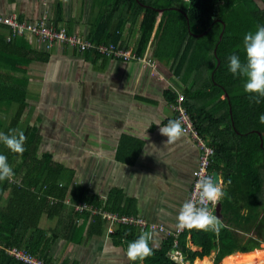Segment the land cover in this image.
<instances>
[{
    "label": "trees",
    "instance_id": "1",
    "mask_svg": "<svg viewBox=\"0 0 264 264\" xmlns=\"http://www.w3.org/2000/svg\"><path fill=\"white\" fill-rule=\"evenodd\" d=\"M122 1H117L107 20H99L90 42L118 43L125 28L113 19L139 23V55L143 57L153 48L154 58L169 65L178 78L183 106L214 151L210 171L220 173L225 193L219 201V233L187 228L177 238L170 235L160 248H152L144 264H178L170 259L175 240L186 264L208 258L213 252H217L214 264H221L235 253L264 249V125L259 123L264 98L257 103L258 97L244 92V78L228 68L231 55L244 60L245 34L264 26V1L261 6L256 0H189L182 7L184 0H127L126 20L117 12ZM61 17L60 12L56 21ZM7 37L6 29L0 26V132L21 130L27 140L22 156L0 143V154L8 157L14 171L11 181H0V264H21L7 249L17 247L46 259L45 245L59 238L54 231L50 239L40 229L43 216L52 219L69 214L66 221L71 225L91 218L98 226V216L92 217L89 211L79 213L75 205L86 203L127 216L135 215V209L128 204L131 200L122 205L124 197L118 189L100 201L86 186L74 185L75 170L56 161L49 151L40 153L43 137L39 126L26 116L34 107L29 101V85L33 72L46 70L52 51L33 48L27 34L11 41ZM74 52L92 63L111 60L96 52ZM167 98L175 104L178 95L169 93ZM123 158L116 155L119 162H124ZM141 233L135 226L120 225L113 237L131 242Z\"/></svg>",
    "mask_w": 264,
    "mask_h": 264
},
{
    "label": "crops",
    "instance_id": "2",
    "mask_svg": "<svg viewBox=\"0 0 264 264\" xmlns=\"http://www.w3.org/2000/svg\"><path fill=\"white\" fill-rule=\"evenodd\" d=\"M117 1L119 0H0V17H13L20 23L29 24L47 16L54 27L65 29L69 35H77L89 40L90 33L99 24V20H107ZM188 1L184 0L181 6L186 7ZM128 4L127 0H123L120 7H117L122 19L127 14ZM60 12L62 17L56 21ZM114 21L118 26L125 28L121 39L114 44L138 53L139 23L131 24L132 21L126 23L123 20L121 22L113 19ZM0 26L6 29L7 38L11 37V28L4 24ZM27 39L31 41L33 48L44 50L41 43L32 35L27 34ZM60 47L64 48L61 54L63 59L69 55L67 49L70 48ZM74 51L73 59L77 62L83 61L79 62L81 70L92 76L90 79L99 85L98 100L92 103L94 122H97L94 126H99L100 120H107L108 124L105 125L107 127L99 133L109 134L111 127L114 133L118 131L115 142L112 143V150L106 152L113 155L111 159L113 164L108 166V168L112 167L111 172L106 166L99 165V173L97 174L95 170L92 177H88L86 184L78 180L80 177L77 173L78 169L71 168L76 171L74 185L86 186L91 195L99 196L100 201H106L112 189L120 190L124 197L122 205L131 200L128 204L135 209V215L129 217L142 218L149 224H157L165 228V233L152 232L153 241L150 246L158 249L166 237L172 235L178 227V214L182 204L189 198L193 172L199 163V150L191 136L185 134L175 143L166 144L167 137L160 134V127H164L169 120H174L173 103L169 102L167 97L169 93L178 96L183 94L179 80L174 77L169 65L154 58L153 48H150L143 57L153 58L157 63L156 70L144 67L138 62L113 59L92 63ZM53 56L54 54L51 60ZM55 57L58 59L60 55ZM82 63L86 69L83 68ZM48 66L44 72H33L32 77H45ZM88 69H91V72ZM112 113L115 116L112 118L109 116V119L107 116ZM118 115L120 120L116 118ZM101 116L106 119H101ZM30 122L38 124L39 133L42 134L40 119L33 121L30 117ZM41 136L43 140L40 153L49 151L55 156L53 149L43 147L44 136ZM118 154L124 157L125 163L116 160ZM133 154L138 155L135 160L126 158L127 155ZM123 164L125 167L122 171ZM65 166L70 168L69 164ZM221 181L223 185L222 176ZM90 206L94 211H89L91 216H98L101 220L98 226L91 218L77 220L71 225L69 220L66 221L69 214L64 215L63 218L52 219L43 216L40 229L45 231L50 239L54 237V231L59 235L54 242L45 245L46 259L43 260L54 264H133L127 256L129 242H119L113 237L120 224L109 218L114 215L117 217L127 215ZM191 248L199 251L196 247L191 246ZM216 254L217 252H213L208 258L196 259L193 264H214ZM235 254L237 255L225 257L221 264H235L236 261L234 262L233 259H243L245 260L243 264L247 263L242 254ZM136 264H144V261L138 260Z\"/></svg>",
    "mask_w": 264,
    "mask_h": 264
},
{
    "label": "rangeland",
    "instance_id": "3",
    "mask_svg": "<svg viewBox=\"0 0 264 264\" xmlns=\"http://www.w3.org/2000/svg\"><path fill=\"white\" fill-rule=\"evenodd\" d=\"M262 1L264 0H256L263 6ZM67 50L69 55L62 59L64 48L54 46L51 49L54 54L53 60L48 66L46 76L31 77L29 101L34 107L27 111L26 116L27 121H30V117L33 121L40 119L41 135L44 136L43 147L53 149L56 161L78 169L77 173L80 175L78 180L87 184L88 177H92L95 170L97 174L99 173V165L106 166L111 172L112 167L108 166L113 164L111 161L113 155L106 152L112 150V143L115 142L118 131L114 133L111 127L109 134L99 133L107 127H105L108 124L107 120H100L99 126H94L97 122H94L92 103L98 100L99 85L90 79L92 76L81 70L79 62L83 61L77 62L73 59V49ZM58 55L60 57L57 59L55 56ZM82 66L85 68L83 63ZM161 70L166 72L162 68ZM88 71L91 72V69ZM109 116L112 118L115 114L107 117ZM100 118L106 119L103 116ZM116 118L120 120L119 115ZM261 251L264 249L242 254L246 264L248 261L249 264H264V252ZM238 260L235 264H243L245 261ZM233 261L235 262V259Z\"/></svg>",
    "mask_w": 264,
    "mask_h": 264
},
{
    "label": "clouds",
    "instance_id": "4",
    "mask_svg": "<svg viewBox=\"0 0 264 264\" xmlns=\"http://www.w3.org/2000/svg\"><path fill=\"white\" fill-rule=\"evenodd\" d=\"M244 60L239 55L229 57L228 68L233 75L244 78V92L250 96L264 98V26L258 25L254 32L245 34L243 39ZM259 123L264 125V114L259 116ZM160 134L167 137L166 144H172L180 140L185 131L180 120H169L164 127H160ZM27 137L21 130H10L8 134L0 132V143L17 155L25 152ZM125 165L121 166L123 171ZM14 171L8 162V157L0 154V181H11ZM222 181L218 182L211 175H201L195 184L194 198L186 200L178 214V227L196 228L199 230H212L219 233L221 221L213 214L209 204L215 205L224 197ZM143 223V221H140ZM153 241V233L142 232L138 238L127 245V256L133 264L143 261L152 255L153 249L150 243Z\"/></svg>",
    "mask_w": 264,
    "mask_h": 264
},
{
    "label": "built area",
    "instance_id": "5",
    "mask_svg": "<svg viewBox=\"0 0 264 264\" xmlns=\"http://www.w3.org/2000/svg\"><path fill=\"white\" fill-rule=\"evenodd\" d=\"M0 24L8 26L12 30L11 37L7 38L8 41H11L15 36L30 34L41 43L42 48H44L46 51H50L54 46L58 45L73 49L79 53L87 51L96 52L99 55L113 60H120L124 62H138L141 63L144 67L151 68L152 70L157 69V63L151 57H141L137 52L126 49L121 45L96 44L77 35H69L65 29H61L58 27L56 28L51 25L47 16H44L42 19L35 23L29 24L20 23L13 17L8 18L1 16ZM183 102L184 95L179 94L176 103L172 106V109L175 112L176 119L181 121L185 134L191 136L195 140L197 149L199 150V163L198 167L193 172V181L188 198L191 199L195 196V184L199 177L201 175L213 176L214 171H210V167L212 165L211 158L214 154V151L207 145V141L199 135L198 131L195 128L193 120L183 106ZM70 202L71 199L69 198L67 203L70 204ZM217 203L214 206L209 204V207L212 209L214 215ZM74 208L75 211L79 213H82L84 211H93L92 207L86 203L75 205ZM109 218L113 222L120 225H131L138 227L141 231H145V229H149L151 232L160 233H165L166 231L163 226L157 224H149L142 218L129 216L117 217L115 215L109 216ZM140 221H143V223H140ZM185 229L187 228L181 229L177 227L172 235L177 238L181 233L184 232ZM7 253L21 264H54L45 262L43 259L37 257L36 255L17 247L7 249ZM170 259L178 264H186L183 254L179 251V245L176 240L174 242V248L170 254Z\"/></svg>",
    "mask_w": 264,
    "mask_h": 264
},
{
    "label": "water",
    "instance_id": "6",
    "mask_svg": "<svg viewBox=\"0 0 264 264\" xmlns=\"http://www.w3.org/2000/svg\"><path fill=\"white\" fill-rule=\"evenodd\" d=\"M220 38H222V36H221ZM219 64H220V63H218V65H219ZM262 146H263V144H262ZM213 177L219 182V180H220V178H221V175H220V173H219L218 171H214V173H213ZM221 211H222V205H221L220 202H218V203H217V206H216V209H215V216H217V218H218L219 220L222 219V213H221Z\"/></svg>",
    "mask_w": 264,
    "mask_h": 264
},
{
    "label": "bare ground",
    "instance_id": "7",
    "mask_svg": "<svg viewBox=\"0 0 264 264\" xmlns=\"http://www.w3.org/2000/svg\"><path fill=\"white\" fill-rule=\"evenodd\" d=\"M221 181V178H220V180H219V182Z\"/></svg>",
    "mask_w": 264,
    "mask_h": 264
}]
</instances>
